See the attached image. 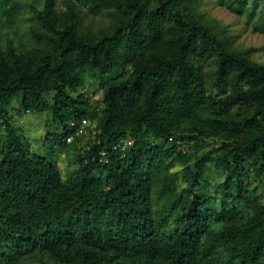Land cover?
<instances>
[{"label":"trees","instance_id":"1","mask_svg":"<svg viewBox=\"0 0 264 264\" xmlns=\"http://www.w3.org/2000/svg\"><path fill=\"white\" fill-rule=\"evenodd\" d=\"M56 2L0 0V264H264V63L202 0ZM11 111L52 113L66 178Z\"/></svg>","mask_w":264,"mask_h":264},{"label":"rangeland","instance_id":"2","mask_svg":"<svg viewBox=\"0 0 264 264\" xmlns=\"http://www.w3.org/2000/svg\"><path fill=\"white\" fill-rule=\"evenodd\" d=\"M66 1L67 0H57V9L64 10ZM201 8L208 16L219 21L220 26L232 40L234 47L245 52L256 62L264 63V31L255 28L254 20L248 16V12L244 11L243 13H238L234 7L227 3L219 4L218 0H202ZM78 92L86 93L90 102L96 105L98 99L101 97L100 80L88 79L84 89ZM10 108L22 110L20 101H13ZM10 113V122L17 128L19 127L22 129L27 137L26 141L29 144V148L48 156L56 164L61 177L66 178L75 167V165L66 158L67 151L70 150L73 154L78 151L70 147L68 148V146L65 145L61 146L49 138L51 136V131L54 130L52 113L50 111H28L24 112L23 117L20 119L16 118L14 111ZM87 124H91V126L94 127V124L91 123L89 119H87ZM4 131L3 125L0 124V143ZM83 133H86L85 138H89V140L92 138V135H89L86 129H84ZM83 146V142L80 143V147ZM216 146L217 143H215V141L207 138L203 142L197 143L193 150L200 154L205 151H210ZM179 168V165L175 167V169ZM214 174V171L208 173V181L204 183L201 191L206 192L207 186L211 182L217 184V180H212ZM246 178L250 179L252 186L263 187L262 175L256 177L254 174H250L248 177H244L243 180Z\"/></svg>","mask_w":264,"mask_h":264},{"label":"built area","instance_id":"3","mask_svg":"<svg viewBox=\"0 0 264 264\" xmlns=\"http://www.w3.org/2000/svg\"><path fill=\"white\" fill-rule=\"evenodd\" d=\"M83 122L85 123V120H83ZM71 139H72V137L69 136V137L67 138V141H71ZM122 148H124V147H122Z\"/></svg>","mask_w":264,"mask_h":264},{"label":"clouds","instance_id":"4","mask_svg":"<svg viewBox=\"0 0 264 264\" xmlns=\"http://www.w3.org/2000/svg\"><path fill=\"white\" fill-rule=\"evenodd\" d=\"M67 142H69V141H67Z\"/></svg>","mask_w":264,"mask_h":264}]
</instances>
